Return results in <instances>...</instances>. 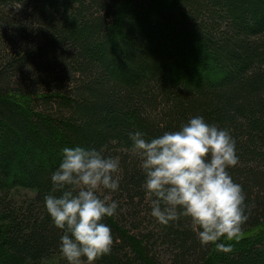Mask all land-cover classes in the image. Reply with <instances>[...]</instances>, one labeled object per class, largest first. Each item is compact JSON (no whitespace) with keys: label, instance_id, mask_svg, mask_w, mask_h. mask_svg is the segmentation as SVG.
<instances>
[{"label":"trees","instance_id":"trees-1","mask_svg":"<svg viewBox=\"0 0 264 264\" xmlns=\"http://www.w3.org/2000/svg\"><path fill=\"white\" fill-rule=\"evenodd\" d=\"M195 116L236 141L248 237L229 253L189 218L151 216L129 139ZM76 146L121 163L112 251L95 264H264V0H0V264L63 257L43 197Z\"/></svg>","mask_w":264,"mask_h":264},{"label":"clouds","instance_id":"clouds-1","mask_svg":"<svg viewBox=\"0 0 264 264\" xmlns=\"http://www.w3.org/2000/svg\"><path fill=\"white\" fill-rule=\"evenodd\" d=\"M140 154L151 216L167 226L189 218L201 245L232 251L247 220L246 194L229 168L238 164L236 141L230 131L190 118L178 130L146 139L129 133ZM121 163L95 147H65L51 173V189L43 197L46 211L62 231L59 249L68 264H95L112 251L113 231L104 222L119 209L111 193L120 190Z\"/></svg>","mask_w":264,"mask_h":264},{"label":"rangeland","instance_id":"rangeland-1","mask_svg":"<svg viewBox=\"0 0 264 264\" xmlns=\"http://www.w3.org/2000/svg\"><path fill=\"white\" fill-rule=\"evenodd\" d=\"M172 11L174 12L175 10H172ZM30 195L33 196V194H30ZM245 237H248V236L246 234H243V235H240L239 239L245 238ZM159 251H162V250H159ZM49 264H68V262L66 258L63 256V257H58V258L53 259L52 261L49 262Z\"/></svg>","mask_w":264,"mask_h":264}]
</instances>
